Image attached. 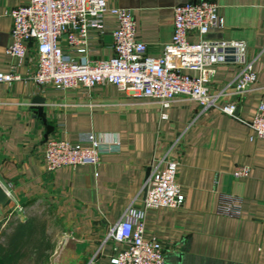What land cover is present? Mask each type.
I'll return each mask as SVG.
<instances>
[{
	"label": "crops",
	"instance_id": "crops-1",
	"mask_svg": "<svg viewBox=\"0 0 264 264\" xmlns=\"http://www.w3.org/2000/svg\"><path fill=\"white\" fill-rule=\"evenodd\" d=\"M22 1L0 0V70L18 73L9 83L0 81V184L8 194L0 205V222L11 213L23 216L20 210L26 207L47 208L59 230L46 264H107L120 243L107 237L106 230L125 210L143 220L145 237L160 243L163 264H264V139L249 138L248 125L256 104L264 101V0H216L222 26L208 35L242 39L255 80L248 89L235 91L237 62L227 58L215 63L209 86L217 95L207 108L183 97L163 107L109 82L36 85L30 78L34 45L20 59L6 52L7 11ZM184 1L105 3L129 9L135 37L145 43L148 55L156 56L170 39L172 6ZM102 22L101 32L89 31V56L94 58L111 54L115 16L105 10ZM35 95L44 99L45 123L34 113L30 100ZM227 101L235 103L233 116L219 109ZM45 124L52 127L48 132ZM83 131L114 139L117 150L100 153L96 164L46 169L45 139L74 141ZM169 158L177 160L174 180L182 202L146 207V178ZM239 166H246V173L233 175ZM227 195L239 198L235 214L220 210Z\"/></svg>",
	"mask_w": 264,
	"mask_h": 264
},
{
	"label": "built area",
	"instance_id": "built-area-1",
	"mask_svg": "<svg viewBox=\"0 0 264 264\" xmlns=\"http://www.w3.org/2000/svg\"><path fill=\"white\" fill-rule=\"evenodd\" d=\"M105 10L115 16L111 54L94 58L89 56V31H102ZM7 13L11 23L6 52L20 59L28 45H34L30 78L36 85L66 88L78 83L91 86L109 82L118 89L155 99L163 107L183 97L195 99L202 108H207L214 105L217 95L209 86L213 65L225 61L228 55H233L239 67L233 82L235 91L248 89L255 80L242 39L208 35L210 30L222 26L216 0H187L174 4L170 39L162 53L156 56L148 55L145 43L135 37L129 9L107 7L105 0H24L10 7ZM16 78L18 73L13 68L0 70V81L9 83ZM219 109L233 116L235 103L227 101ZM248 125L252 129L249 138L264 139V101L256 104ZM81 141L88 144L82 145ZM117 148L114 139H101L93 131H83L74 141L55 136L46 138L42 157L46 169L51 170L63 165L96 164L100 153ZM176 165L177 160L169 158L161 168H154L148 174L143 196L146 207L181 204L183 195L174 180ZM246 169V166H239L233 175L245 174ZM238 203L237 196L227 195V204L220 210L235 214ZM106 236L120 243L107 264H163L160 243L154 237L143 235V220L131 211L125 210L107 228Z\"/></svg>",
	"mask_w": 264,
	"mask_h": 264
},
{
	"label": "trees",
	"instance_id": "trees-1",
	"mask_svg": "<svg viewBox=\"0 0 264 264\" xmlns=\"http://www.w3.org/2000/svg\"><path fill=\"white\" fill-rule=\"evenodd\" d=\"M27 208L0 222V264H46L54 247L47 208Z\"/></svg>",
	"mask_w": 264,
	"mask_h": 264
},
{
	"label": "water",
	"instance_id": "water-1",
	"mask_svg": "<svg viewBox=\"0 0 264 264\" xmlns=\"http://www.w3.org/2000/svg\"><path fill=\"white\" fill-rule=\"evenodd\" d=\"M228 50L232 51V48H228ZM226 58H234L233 55H228ZM31 103L33 104L34 113L41 117V120L45 123V118L42 115V103L44 102L43 97L35 95L31 98ZM51 125L45 124V131L48 132L51 129ZM45 132V134H46ZM145 190V186L143 187V191ZM8 194L4 187L0 184V205H4L7 201Z\"/></svg>",
	"mask_w": 264,
	"mask_h": 264
},
{
	"label": "rangeland",
	"instance_id": "rangeland-1",
	"mask_svg": "<svg viewBox=\"0 0 264 264\" xmlns=\"http://www.w3.org/2000/svg\"><path fill=\"white\" fill-rule=\"evenodd\" d=\"M33 207L38 208L37 210H41L44 208L40 205L39 206L37 205V207L35 205H33V206L28 207V208H33ZM25 210H27V207L24 208L23 210H20V212L23 214ZM49 222H50V230H52L53 234L56 237V234L58 233V230H59L58 221H56L55 217H53L51 214H49Z\"/></svg>",
	"mask_w": 264,
	"mask_h": 264
}]
</instances>
